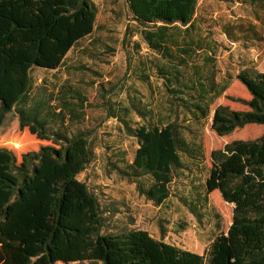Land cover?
<instances>
[{
	"label": "trees",
	"instance_id": "trees-1",
	"mask_svg": "<svg viewBox=\"0 0 264 264\" xmlns=\"http://www.w3.org/2000/svg\"><path fill=\"white\" fill-rule=\"evenodd\" d=\"M199 2L126 0L141 26L130 38L139 36L159 56L142 63L139 80L150 86L152 72L174 106L203 120L233 77L216 81V49L192 34L200 21ZM97 16L93 0H0V128L15 110L22 129L50 143L24 154L21 161L0 147V264H264V131L256 139L234 140L212 151L202 190L191 185L196 203L218 191L225 203L234 205L231 226L205 254L157 240L145 230H106L99 198L78 179L95 157L93 133L74 132L65 124L73 106L64 97L78 99L81 106L84 99L69 88L57 95L42 93L43 88L34 92L31 77L34 68L58 71L69 52L95 32ZM223 28L231 42H264L253 24ZM133 47L139 51L140 42ZM235 77L250 99H231L244 110L226 105L215 109L211 129L219 137L248 125L264 127V72L244 66ZM134 93L128 94V106L106 102L107 118L115 119L119 133L138 144L132 161L122 150L108 156V173L134 184L141 197L159 207L172 195L175 173L188 168L184 157L202 161L204 154L201 145L183 135L186 127L177 120L153 123L151 105L143 102L142 93ZM58 94L61 107L56 108L52 102ZM191 209L195 212V205Z\"/></svg>",
	"mask_w": 264,
	"mask_h": 264
},
{
	"label": "rangeland",
	"instance_id": "rangeland-1",
	"mask_svg": "<svg viewBox=\"0 0 264 264\" xmlns=\"http://www.w3.org/2000/svg\"><path fill=\"white\" fill-rule=\"evenodd\" d=\"M93 1L98 8L95 32L69 52L58 71L34 68L31 71L34 92L43 88L45 91L42 93L52 91L57 95L61 89L69 88V91L83 97L82 106L78 99L64 97L73 106L71 112H66L65 124L74 132L81 130L93 133L91 140L95 157L78 179L85 182L99 198L107 231L145 230L157 240L203 255L220 233L228 231L232 224L233 206L225 203L219 192L212 193L208 201L196 203L191 185H195L198 191L202 190L206 169L211 167L212 151L223 148L235 139H256L264 131L263 126L248 125L229 136L219 137L211 129L212 117L218 106L226 105L233 110L246 109L240 102L231 100L250 99L248 91L235 76L241 67V55H257V48L253 45L241 43L231 46L223 27L237 22V19L249 21L250 18L257 20L263 17L264 2L245 0L247 5H241L242 0H200L197 8L200 21L192 34L210 41L216 49V81L222 83L227 76L233 79L226 92L210 105L208 117L196 120L183 107L174 106L176 104L171 102L162 81L152 72L149 73L150 86L139 80L142 63L159 56L139 36L130 38V34L139 32L141 26L133 20L126 0ZM134 41L140 42L139 51L133 47ZM260 48L264 50V46ZM196 62L199 59L192 63ZM80 67L84 69L75 70ZM190 71L189 66L185 68L186 74ZM112 88L115 90L111 93ZM134 90L142 93L144 103L151 105L156 114L153 123L161 125L177 120L178 124L186 127L182 130L183 135L201 145L204 154L202 161L184 157L188 168L175 173V181L170 185L172 195L159 207L141 197L134 184L115 173H108V156L122 150L126 152L127 159L132 161L138 144L135 139L119 133L115 119L107 118L106 102L109 100L116 106H128V94H135ZM104 94H108L105 99ZM59 95L52 102L56 108L61 107ZM191 95L197 96L198 93L192 92ZM131 117L134 121H140L135 113ZM49 144L38 140L27 128L22 129L15 110L7 114L0 128V147L13 151L19 161L24 154L38 151ZM187 201L195 205V212Z\"/></svg>",
	"mask_w": 264,
	"mask_h": 264
},
{
	"label": "crops",
	"instance_id": "crops-1",
	"mask_svg": "<svg viewBox=\"0 0 264 264\" xmlns=\"http://www.w3.org/2000/svg\"><path fill=\"white\" fill-rule=\"evenodd\" d=\"M241 5H245L243 3H240ZM237 22L234 23H240V24H253L256 26V30L263 33L264 35V15L263 17H259V19L257 20H253L252 18L249 19V21H243V20H236ZM263 31V32H262ZM229 41V40H228ZM250 42H252L253 44H249ZM229 43L231 44V46H238L241 43L243 44H247V45H253L252 47L257 48L256 53L257 55H253L252 53H246L245 55H241V61L239 62L241 67H239V70L244 67V66H249V67H255L257 70H259L260 72H264V50L260 47L264 46V42H256V41H241V42H231L229 41ZM260 45V46H258ZM239 70L237 71V73L239 72ZM235 140H243V139H235ZM218 192V191H215ZM213 192V193H215Z\"/></svg>",
	"mask_w": 264,
	"mask_h": 264
},
{
	"label": "water",
	"instance_id": "water-1",
	"mask_svg": "<svg viewBox=\"0 0 264 264\" xmlns=\"http://www.w3.org/2000/svg\"><path fill=\"white\" fill-rule=\"evenodd\" d=\"M234 207V205H232Z\"/></svg>",
	"mask_w": 264,
	"mask_h": 264
}]
</instances>
